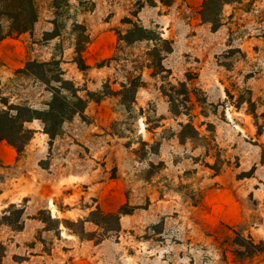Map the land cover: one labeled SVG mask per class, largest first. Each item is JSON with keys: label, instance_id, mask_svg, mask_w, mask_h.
Wrapping results in <instances>:
<instances>
[{"label": "rangeland", "instance_id": "rangeland-1", "mask_svg": "<svg viewBox=\"0 0 264 264\" xmlns=\"http://www.w3.org/2000/svg\"><path fill=\"white\" fill-rule=\"evenodd\" d=\"M203 2L35 0L22 66L0 61V112L49 108L59 84L17 74L28 60L58 61L86 107L53 140L26 123L28 152L0 165L3 264H264L233 254L235 233L264 241V0H214L212 22ZM133 23L152 40L127 41Z\"/></svg>", "mask_w": 264, "mask_h": 264}, {"label": "trees", "instance_id": "trees-1", "mask_svg": "<svg viewBox=\"0 0 264 264\" xmlns=\"http://www.w3.org/2000/svg\"><path fill=\"white\" fill-rule=\"evenodd\" d=\"M175 1L176 0H160L161 4L164 6H171ZM223 1L224 0H221V2ZM213 2L214 0H204L201 9L202 17L209 22H212L210 18V6ZM60 4L61 3H57V5ZM67 4L66 1V5ZM38 20L39 13L35 5V0H0V42L8 38L17 39L26 33H31ZM3 21L6 22V26H3ZM147 33H149L147 29L133 23V28L127 32L126 38L129 42L152 40ZM135 34L139 35L135 37ZM56 36V34L52 35V38ZM89 43V36L86 37L84 41L77 43V58H75L74 61L81 71L89 68L82 54ZM167 51H171V46ZM112 60V57L105 59L101 64ZM16 73L33 76L45 84H52V82L59 84L56 87H52V100L48 104L49 108L45 111H38L27 105H17L8 107L7 110L0 112V142L6 141L17 151L18 156H20L24 152L25 145L34 135V130L25 127L26 123H30L35 119L41 120L45 126L44 132L53 140L58 134L57 127L61 123L71 119L75 115L83 114L86 107V100L78 95V91L75 89L72 81L64 78L63 72L59 67V62L56 60L51 62L28 60L24 68L18 69ZM137 82L138 80L135 79L130 81L129 87L125 85H122V87L125 92H132L133 96L139 87ZM133 98H135V96ZM49 122H52L53 126H50ZM11 210H15L18 214L23 213V210L16 209L15 205H11ZM40 213H42V211H40ZM122 214H127V211H124L122 208L115 213H104L100 209H97L90 213V219L88 221L106 230V222L114 220L119 224ZM94 217H99V219ZM40 220L47 222L44 219ZM50 220L52 219L50 218ZM8 224L11 225L10 223ZM84 234L86 233L83 229L79 236L84 238ZM235 235L234 243L239 247V249L233 252L235 257L245 260L264 252V241L256 243L251 236L244 237L239 233H235ZM4 252V246L0 244V264H3L2 259Z\"/></svg>", "mask_w": 264, "mask_h": 264}, {"label": "crops", "instance_id": "crops-1", "mask_svg": "<svg viewBox=\"0 0 264 264\" xmlns=\"http://www.w3.org/2000/svg\"><path fill=\"white\" fill-rule=\"evenodd\" d=\"M24 35L19 37V39H14V42L16 43L14 47H4V43L8 39H12V38H8L0 42V61L6 63L10 67L16 66L17 64L22 66V62L20 58L22 59L24 57L25 52L20 38H22ZM16 57H19V60H17ZM31 148L33 147L29 145V147H27V150H31ZM24 152L26 153L28 151L25 150ZM16 158H17L16 151L10 145L6 144L5 142H1L0 165L2 166L11 165L15 162Z\"/></svg>", "mask_w": 264, "mask_h": 264}]
</instances>
